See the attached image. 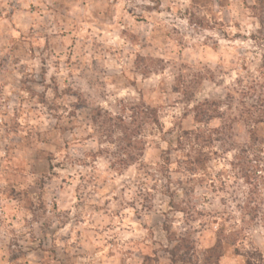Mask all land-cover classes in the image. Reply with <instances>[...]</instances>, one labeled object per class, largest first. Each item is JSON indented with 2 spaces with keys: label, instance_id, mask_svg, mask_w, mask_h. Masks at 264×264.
<instances>
[{
  "label": "rangeland",
  "instance_id": "rangeland-1",
  "mask_svg": "<svg viewBox=\"0 0 264 264\" xmlns=\"http://www.w3.org/2000/svg\"><path fill=\"white\" fill-rule=\"evenodd\" d=\"M0 264H264V0H0Z\"/></svg>",
  "mask_w": 264,
  "mask_h": 264
}]
</instances>
